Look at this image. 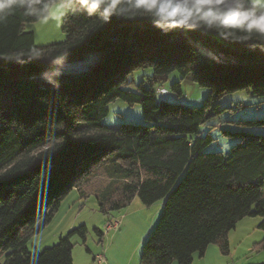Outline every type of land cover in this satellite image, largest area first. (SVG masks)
<instances>
[{"label":"trees","instance_id":"1","mask_svg":"<svg viewBox=\"0 0 264 264\" xmlns=\"http://www.w3.org/2000/svg\"><path fill=\"white\" fill-rule=\"evenodd\" d=\"M54 1L34 0L36 14L26 15L17 0L0 21L2 264H74L72 238L86 240L85 224L42 251L28 242L82 184L108 217L136 197L163 202L139 264H193L212 243L227 254L230 231L247 216H261L264 230V133L242 132L245 144L227 155L206 152L213 137L200 135L224 95L264 96V8L254 0H98L89 12L68 0L65 39L37 45L24 24L48 16ZM149 68L153 75L132 89L130 75ZM175 71L210 89L203 105L168 100L164 83ZM170 91L181 96V82ZM116 99L139 103L146 123L104 125Z\"/></svg>","mask_w":264,"mask_h":264},{"label":"rangeland","instance_id":"2","mask_svg":"<svg viewBox=\"0 0 264 264\" xmlns=\"http://www.w3.org/2000/svg\"><path fill=\"white\" fill-rule=\"evenodd\" d=\"M257 4L264 8V0ZM70 8L68 0L54 1L48 16L26 22L24 29L34 32L36 44L40 46L63 41L66 37L63 28ZM152 75L151 68L135 70L130 75V79L134 81L131 88L136 89L135 86L140 81ZM176 81L181 82V96L170 91L171 85ZM164 87L171 94L168 100L189 106L203 105L210 92L208 87L200 86L191 76L182 79L177 71L168 76ZM217 109L220 111L216 113L211 110L212 115L200 127L201 136L210 133L213 137L206 152L219 151L227 155L232 148L245 144L242 132L264 133V125L251 123V120L264 118V96L245 90L228 93L219 100ZM109 110L108 116L103 120L104 125L117 127L124 123H146L139 103L130 104L123 99H116L109 105ZM225 131L235 134H226ZM162 208L161 201L146 206L136 197L128 207L113 211L108 217L100 211L93 189L82 184L62 199L52 221L31 237L28 249L31 252L42 251L56 244L71 229L85 224L88 228L86 240L83 241L77 235L72 238L74 264H92L93 257L101 254L106 259L103 264H139L143 244L157 226ZM115 220H121L119 228L108 232V222ZM261 220V216L245 217L229 233V253H222L220 245L212 243L205 256H194L193 264L263 263L264 248L260 243L264 238V230L258 226ZM39 226L40 224L37 228ZM95 229L104 232L103 242ZM3 258L4 255L0 254V264L3 263ZM171 264L179 263L173 261Z\"/></svg>","mask_w":264,"mask_h":264},{"label":"clouds","instance_id":"3","mask_svg":"<svg viewBox=\"0 0 264 264\" xmlns=\"http://www.w3.org/2000/svg\"><path fill=\"white\" fill-rule=\"evenodd\" d=\"M260 0H254L255 3H259ZM17 3V0H0V21H3L6 18L7 13L13 8V6ZM19 3L22 7L25 9L26 15H34L36 14V9L34 7V0H19ZM80 3L82 5H86L88 8V11L91 12L96 7H98V0H80ZM165 7L161 6L157 8V15L165 12ZM169 13H174L179 11V5L175 7H171L168 9ZM261 23H264V13L261 14L260 17ZM254 23V22H253ZM252 25L250 24L249 27Z\"/></svg>","mask_w":264,"mask_h":264},{"label":"built area","instance_id":"4","mask_svg":"<svg viewBox=\"0 0 264 264\" xmlns=\"http://www.w3.org/2000/svg\"><path fill=\"white\" fill-rule=\"evenodd\" d=\"M158 91L160 92H165L164 89L162 88H158ZM121 223V220H115V221H110L108 222L107 226H106V230L109 232L111 230H116L119 228ZM106 261L105 256L104 255H97L94 257V262L92 264H103Z\"/></svg>","mask_w":264,"mask_h":264},{"label":"crops","instance_id":"5","mask_svg":"<svg viewBox=\"0 0 264 264\" xmlns=\"http://www.w3.org/2000/svg\"><path fill=\"white\" fill-rule=\"evenodd\" d=\"M208 248H209V247H208ZM207 251H208V249H207ZM207 251H206L205 255L207 254ZM205 255H204V256H205ZM93 258H94V257H93Z\"/></svg>","mask_w":264,"mask_h":264},{"label":"snow or ice","instance_id":"6","mask_svg":"<svg viewBox=\"0 0 264 264\" xmlns=\"http://www.w3.org/2000/svg\"><path fill=\"white\" fill-rule=\"evenodd\" d=\"M174 13H170V15H173Z\"/></svg>","mask_w":264,"mask_h":264}]
</instances>
